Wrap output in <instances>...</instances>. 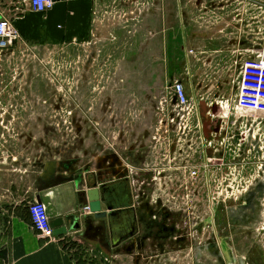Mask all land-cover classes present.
Wrapping results in <instances>:
<instances>
[{
    "label": "crops",
    "instance_id": "obj_1",
    "mask_svg": "<svg viewBox=\"0 0 264 264\" xmlns=\"http://www.w3.org/2000/svg\"><path fill=\"white\" fill-rule=\"evenodd\" d=\"M56 1L52 10L39 13L32 10L30 0H0V18L9 20L20 34L14 46L0 55V62H6L4 58L16 62L10 57L15 52L46 51L66 45L73 46V62H95L96 52L115 47H120V58L110 91L99 95V102L92 107L84 106L82 97L93 96L94 90L82 91L76 85L72 108L63 106V98L54 91H25V106H18L15 101L24 93L11 90L10 82L0 85V127L8 131L6 140L0 143V264H195L192 248L183 235L185 220H172L161 207L154 210L160 204L149 199L150 188L142 180L153 177L152 158L162 151L155 148L156 137H161L157 132L166 126L167 117L178 111L176 100L169 99L173 84L184 83L194 107L198 105L192 120L199 116L198 123L204 121L200 101L216 104L233 93L234 64L253 59L254 52H264V45L258 43L262 33L242 31L236 34L234 44L231 33V45L225 51L224 26H195L186 37L177 32L185 42L184 49L194 50L195 55L188 54L182 62L172 63L155 75L150 74V65L159 64V48L168 35L161 32L160 20L165 17L160 13V0ZM130 19L134 29L127 30ZM112 33L119 44H109ZM92 38L96 40L89 46ZM228 52H233L232 58L224 55ZM23 56L20 62H43L37 52ZM132 81L141 89L125 90ZM151 81V87L145 90V84ZM161 82L167 84L163 93L157 90ZM51 94L57 100L52 108L45 105ZM116 99L125 103L117 106ZM65 109L75 114L77 134L73 142L62 131ZM53 113L56 120L47 116ZM86 115H91L93 131H113L118 139L108 141L107 135L101 134V139L92 135L90 148L82 151L79 125ZM252 142L248 161L255 175L250 184L255 191L251 194H257L256 187L264 180V144ZM128 152L134 158L131 167L125 160ZM130 175L134 176L132 183ZM96 181L103 211L109 215L115 212L107 219H96L86 200L85 193L95 188ZM141 194L146 199H140ZM34 201L46 206L51 222L77 216L80 230L62 237L38 235L32 229L28 211ZM142 226L148 234L144 240L129 236L131 227ZM163 228H176L181 233L160 240Z\"/></svg>",
    "mask_w": 264,
    "mask_h": 264
},
{
    "label": "rangeland",
    "instance_id": "obj_2",
    "mask_svg": "<svg viewBox=\"0 0 264 264\" xmlns=\"http://www.w3.org/2000/svg\"><path fill=\"white\" fill-rule=\"evenodd\" d=\"M160 13L162 18L165 17V19L160 20L161 32L168 35L162 40L159 48L160 62L150 65V74L156 75L165 69H169L170 64L182 62L188 57V54L195 55L194 50L184 49L183 43L185 42L177 33L185 34L182 37H186V34H189V29L195 26L206 28L224 26L226 29L223 32L226 34V39L225 42L222 40V46L225 51L231 45V33L234 36L232 40V44H234L236 34L242 33V31L246 34L262 33L261 38H258V43L264 45V0H160ZM131 23L132 20L130 19L127 30L133 27ZM96 34L97 32L93 35L96 36ZM168 37L173 40L169 41L170 38ZM110 39L111 43L109 44H119V38L116 34L112 33ZM93 40L96 39L92 38V43H88L89 46L93 45ZM102 40L103 43L106 42V39ZM119 50L120 47H115L114 50L106 51L103 49L96 52L97 55L93 56L96 59L95 62H73L72 45L55 46L46 51L36 50L37 58L42 59L43 62H20L21 59H25L23 55L36 52H15L10 57L19 62L7 61L5 58L6 62H0V85L4 87L6 82H10L11 90L24 93L22 98H16L15 103L18 106H25L26 101L23 100L25 91L29 93L31 91H54L60 93L63 98V106L72 108L74 104L72 94L75 85L76 87L79 86L82 91L90 90L92 93L94 90L93 96L91 94L90 97H82L84 99L82 103L88 107L96 106V101L99 102L97 97L102 93L108 94L110 91L109 86L112 85L114 69L118 58H120ZM83 55L81 58L85 57V54ZM224 55L232 58L233 52ZM81 58L78 56L77 59L81 61ZM236 73L233 68L232 77L235 78ZM76 76L78 77L77 82ZM152 82L146 83L144 89L149 88L148 86L151 87ZM128 85L130 87L129 89L126 87L125 90L127 91L130 88L131 91L141 89L136 81L129 82ZM159 85L157 90H161L162 93L166 91V83L161 82ZM171 98L172 96L169 95V99ZM6 99H11V97ZM48 102L50 108L57 106L55 94L50 95ZM166 102L171 106L174 105L168 103V100ZM114 103L120 106L125 102L123 100L121 103L119 99H116ZM29 104L30 101L27 100V105ZM214 107L217 105L215 104ZM224 107V110L215 114L213 120L208 119V122H214L223 129L225 128L222 136L218 133L216 139L212 138L213 148L217 150L215 152L221 154L222 157L214 154L211 158L204 159V153L201 154V150H198L199 153L197 154L200 155L193 156L191 159H183L185 155L182 153L184 156L176 155L177 160L173 163L179 168V171L176 170L177 168L173 171L179 177L159 178L152 168L153 177H150L149 180H142V183L149 188L150 186H159L158 193L149 195L151 201L154 198L155 202L161 201L178 207L171 214V218L180 221L193 218L200 220L201 224L204 220V223L209 225L210 239L213 235L220 236L219 251H221L220 249L224 250L228 258L224 259L221 253L217 251L218 249L210 245L209 264H222L223 261L224 264H264V180L256 187L258 189L256 190L257 194H251L255 192L252 191L250 184L255 172H250L248 161L250 141L253 140L251 144H254V141H257L258 144H264V117L262 116L255 121L256 117L252 114L243 112L238 114V111L229 110L228 104ZM205 115L210 116L209 114ZM47 116L51 120L57 118L54 113ZM74 116L75 114L71 109H65L63 128H61L62 131L64 130L65 138L70 142H73L77 134V126L73 121ZM131 117L135 118V114H130ZM82 119L79 125L82 151L90 148L92 135L94 137L98 135L100 139L102 138L101 134L107 135L106 140L108 141H114L117 137L116 132L113 131H93L91 115H86ZM198 121H200L199 116L193 120H187L193 124H197ZM9 132L11 135L12 131ZM52 132L54 133V131ZM7 133L8 131L0 127V143L1 140H6ZM197 136L199 135H195L194 139H191L192 136H185L183 140L185 144L192 141V144L197 148L201 142ZM162 138H173V136H163ZM202 148L204 151V145ZM122 149L123 151L127 150L124 144H122ZM166 153V150L159 151L160 155L152 159L163 158ZM128 156V159L125 160H128L131 167L134 165L132 162L134 158L131 152H128ZM174 157L175 155H172V158ZM221 158H223V162L220 160ZM205 165L208 169L204 168ZM218 165H221V172L217 169ZM194 167H197V173H201L200 179L191 177ZM130 171H132L131 168ZM172 187L178 190L175 192ZM139 197L144 200L147 196L141 195ZM253 236L256 237V241H251ZM222 244L223 247H220Z\"/></svg>",
    "mask_w": 264,
    "mask_h": 264
},
{
    "label": "built area",
    "instance_id": "obj_3",
    "mask_svg": "<svg viewBox=\"0 0 264 264\" xmlns=\"http://www.w3.org/2000/svg\"><path fill=\"white\" fill-rule=\"evenodd\" d=\"M56 3V0H30L32 10L39 13L49 12L55 7ZM19 39L20 34L15 26L9 20L0 18V55L13 47ZM234 65V70L237 73L235 78L232 80L233 93H231V95L227 98L224 97L222 100H218L216 105L220 110H224V105L228 104L229 110L238 111V114L242 112L252 114L256 117L255 121H257L260 117H264V52H254L253 59L241 64L236 63ZM171 96L176 100L178 111L175 115L168 116V122L165 123L166 126L162 125L161 130L157 132L161 135V137L173 136V138H162L161 140V142H164L167 146L165 149L167 152L166 155L170 152L169 149L173 146L174 139L181 141L182 144L179 146L184 147L185 141L183 140V137L193 135V133L191 134L190 132L191 130H196L195 128L203 124L204 121L206 122L208 119L213 120L215 117L212 112H209L208 114L210 116L208 117L206 115L204 121L201 120L200 123L197 122V124H193L187 122V120H192L194 117L193 112L195 113L197 105L194 107L192 100L187 94L184 83L182 82L177 81L173 84L171 88ZM214 105V103H209L207 104V107L211 110ZM220 129L219 134L222 133L225 128L223 129V127H220ZM216 135L218 134L211 133L207 137L200 135L197 136L208 152L207 158H211L214 154H217V152H215L217 150L213 148L212 141V138L216 139ZM194 138V136L191 137V139ZM115 139H118V137ZM189 144H192V141ZM216 146H218V144H216ZM201 154H203V151ZM158 155H160L159 151ZM217 155L222 157L219 153ZM204 156V159H206L205 154ZM220 160L223 162V158ZM166 163H168L166 168H164L162 164L158 165L157 168H154L155 166L153 165L158 177H179L178 174L173 172L175 171V168L179 171V168L173 164V158L168 160ZM204 168L208 169L207 165H205ZM217 169L221 172V165H218ZM196 170L197 167H194L191 172V177L194 179H200L201 173H197ZM181 176L183 175L181 174ZM28 211L31 217L32 229L34 232L42 237L53 238L54 234L51 227V218L46 206L42 202L34 201L29 205Z\"/></svg>",
    "mask_w": 264,
    "mask_h": 264
},
{
    "label": "flooded vegetation",
    "instance_id": "obj_4",
    "mask_svg": "<svg viewBox=\"0 0 264 264\" xmlns=\"http://www.w3.org/2000/svg\"><path fill=\"white\" fill-rule=\"evenodd\" d=\"M47 102H48V99L45 102V105L49 104V102L48 103ZM219 111H220V109L218 107H213L211 110L208 109L203 115L206 118L205 114H208L209 112H212V114L215 115ZM195 129L196 130H191L190 131L191 134L193 133V135H189V136H195V135L198 134L200 136L207 137L211 133L218 134L220 132V130H221L220 126L218 124L210 123V122H208V120L206 122H204L203 124H201L200 126H197ZM222 135L223 134L220 133V136H222ZM161 140H162V137H157L155 139V144H156L155 147H159L160 150L165 151L166 145H165L164 142H161ZM190 142L191 141H189L187 145L185 144L184 147L183 146L179 147V145L181 144V141H179L177 139H174L173 146H171V148H170V153H168L167 155L165 154V156L163 158L154 160L152 166L154 165L155 166L154 168H157L158 165L162 164L163 167L166 168L167 165H168V163H166V162L168 160L172 159V155H175V157L173 158L174 161H176L177 160V156L178 155H182V153H184V155H185V156L182 155V156H184L183 159H188V158L191 159L193 156L200 155V154H197V153H199L198 150H201V152H202L203 143L200 142L199 146L197 148H195L196 146L193 145V144H189ZM200 147H201V149H200ZM203 153L206 155V158H207L208 152H207V150L205 148H204ZM154 171H155V175L158 177V175L156 174V170L155 169H154ZM133 177L134 176H131V175L129 176V181H130L129 183H132ZM164 178H167V176H164ZM106 188H105L106 190H110L108 186H106ZM150 188H151L150 193H149L150 196L155 195L156 193L159 192V186L158 187L150 186ZM172 188H173L172 190H174L175 192L178 190L177 188L175 189V187H172ZM152 201L154 203L160 204V206L155 207L154 210H158L161 207V209L164 212H166L168 215H171L172 213H174V211L178 208V207H174L170 203L169 204H165V203H163L161 201L155 202L154 198L152 199ZM151 214H153V212H151ZM173 219H175V218H172V220ZM133 221H137V217H136V220L134 219ZM199 221L200 220L193 219V218L186 219L185 220L186 227H185L184 234H183L185 236V241L187 242V245L192 248V256H193L194 263L195 264H209V262H210L209 261V255H210L209 248H210V245L214 246L216 249H218L217 251L219 253H221L222 257L225 259L227 257L226 256V252L224 250H222V249H220L221 251H219V243H218V241L220 240V236L219 235H217V236L213 235L212 238L210 239L209 225H206L204 223V220H203V224H201V222H199ZM254 221H256V219H254ZM187 227H188V229H187ZM254 231H255V229H254ZM160 232H161L160 234H161L162 237L159 238V239L160 240H166L167 237L171 238L172 235H179L181 233V230H178L176 228H174V229L163 228ZM129 236H137L138 239L140 241H142V240H144L145 237L148 236L147 229L144 226L140 227L139 229L138 228L135 229L134 227H131L130 231H129ZM251 241H256V237L255 236L251 237ZM142 246H143L142 247L143 249H147V247H145L144 244H142ZM220 247H223V244ZM252 248L255 249V247H253V246H252ZM198 249H200V250H198ZM205 249L207 251H204ZM253 254H254V252H253ZM222 264H224V261L222 262Z\"/></svg>",
    "mask_w": 264,
    "mask_h": 264
},
{
    "label": "water",
    "instance_id": "obj_5",
    "mask_svg": "<svg viewBox=\"0 0 264 264\" xmlns=\"http://www.w3.org/2000/svg\"><path fill=\"white\" fill-rule=\"evenodd\" d=\"M202 112L205 113L207 110V104L204 101L200 102ZM86 200L89 204V210L96 219H107L108 216H112L115 212H110V215L107 212L103 211L102 206V193L99 188H97V182L95 183V188H90L86 193ZM111 210V208H109ZM51 227L53 229V234L55 237L66 236L69 233L80 230L79 218L77 216H68L66 219H59L54 222H51Z\"/></svg>",
    "mask_w": 264,
    "mask_h": 264
}]
</instances>
